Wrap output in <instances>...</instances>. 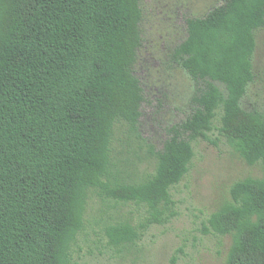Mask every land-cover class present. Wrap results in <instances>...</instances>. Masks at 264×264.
<instances>
[{
  "label": "trees",
  "instance_id": "trees-1",
  "mask_svg": "<svg viewBox=\"0 0 264 264\" xmlns=\"http://www.w3.org/2000/svg\"><path fill=\"white\" fill-rule=\"evenodd\" d=\"M143 16L142 0H0V264H73L94 194L148 208L139 225L105 228L112 247L171 221V191L218 116L233 149L264 169V113L243 107L264 0H223L186 19L187 37L169 55L194 93L155 172L130 183L115 170V130L136 132L146 101L134 72ZM230 195L203 231L233 237L227 264H264V176L235 182Z\"/></svg>",
  "mask_w": 264,
  "mask_h": 264
},
{
  "label": "rangeland",
  "instance_id": "rangeland-1",
  "mask_svg": "<svg viewBox=\"0 0 264 264\" xmlns=\"http://www.w3.org/2000/svg\"><path fill=\"white\" fill-rule=\"evenodd\" d=\"M223 0H142L143 46L135 75L146 101L138 130L127 123L115 130V170L130 183L143 182L156 170L155 153L163 148L168 130L191 113L194 83L170 62L171 51L187 37L186 19L204 17ZM255 81L243 101L246 110L264 113V29L257 32ZM219 116L211 141L194 143L195 158L189 174L171 193L176 216L165 225H153L135 245H109L105 228L130 221L139 225L148 208L92 195L86 212V228L73 248V264H227L233 237L204 233L210 216L231 199L237 181L262 178L261 165L250 166L220 133Z\"/></svg>",
  "mask_w": 264,
  "mask_h": 264
}]
</instances>
